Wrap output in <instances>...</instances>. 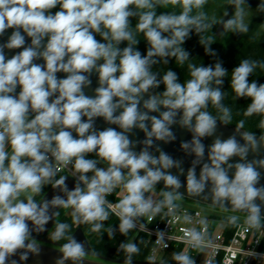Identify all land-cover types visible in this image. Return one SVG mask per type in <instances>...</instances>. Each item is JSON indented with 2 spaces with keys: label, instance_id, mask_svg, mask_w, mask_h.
Wrapping results in <instances>:
<instances>
[{
  "label": "clouds",
  "instance_id": "clouds-1",
  "mask_svg": "<svg viewBox=\"0 0 264 264\" xmlns=\"http://www.w3.org/2000/svg\"><path fill=\"white\" fill-rule=\"evenodd\" d=\"M207 4L0 0V37L12 30L0 43V264H27L39 256L41 243L33 234L44 232L53 242L64 241L55 264H85L100 253L76 239L74 226L114 238L117 231L127 236L138 225L144 229L157 216L190 225L180 229L185 247L171 260L197 264L190 249L201 253L213 241L206 218L179 214L185 194L230 212L228 224L243 219L245 231L264 229V83L250 80L264 73V59H241L229 72L220 60L205 65L185 48L195 34L204 52L216 57L212 29L220 25L224 34H249L252 7L247 0H227L231 15L225 9L218 17L208 14ZM258 13H264V0L256 5ZM6 49L20 51L9 58ZM170 61L186 71L183 80L172 67H161ZM93 74L98 86L89 96L85 89ZM225 78L234 100L249 101L239 112L224 103ZM236 114L243 118L233 134L217 135ZM253 117L259 118L258 133L246 129ZM97 118L116 127L98 130ZM174 126L191 134L180 144L194 157L186 175L183 160L157 143L174 142ZM135 130L143 139L131 138ZM205 138H212L210 146ZM49 185L55 190L51 199L37 200ZM61 209L70 210L71 223L59 218ZM112 215L118 227L105 225ZM50 222L52 230L46 227ZM141 243H120L123 264H134ZM155 243L168 247L165 232L156 231ZM252 255L264 262V252Z\"/></svg>",
  "mask_w": 264,
  "mask_h": 264
},
{
  "label": "trees",
  "instance_id": "trees-1",
  "mask_svg": "<svg viewBox=\"0 0 264 264\" xmlns=\"http://www.w3.org/2000/svg\"><path fill=\"white\" fill-rule=\"evenodd\" d=\"M225 4V9H229L230 7L227 4V0H208V4L206 5V11L211 16L213 15L212 9L217 8L218 4ZM222 4V5H223ZM224 6V5H223ZM223 16V14L221 15ZM219 17V16H218ZM135 23V21H133ZM261 18L254 17L252 18V30L247 35H238V34H222L217 36L215 31L218 27L215 26L212 29V33L215 35V42L211 45L212 49L217 53L216 57H210L204 52V47L199 43V37L195 34L191 35V38L186 41L185 48L192 54L194 58L198 61H203L205 65L212 63L214 64L215 61L218 59L223 63V66L231 72L232 68L238 66L239 61L244 58H253V59H264V28L260 27ZM99 39V37H97ZM123 46V45H122ZM139 49L142 53L146 52V42L141 41L139 45ZM162 68L166 69L172 67L174 70H177L180 74L181 80L185 78L186 71L182 69H178L175 67L173 61H170L169 65H162ZM261 76L257 77H250L251 79H258L259 83H264V73H259ZM224 89L229 92V95L225 98L224 103L233 107L234 112H239V110L246 107L247 101L246 99H233V95L230 90V78H225ZM163 86H161V90ZM242 114H236L234 116L233 123L231 125L235 126L237 120L242 119ZM258 117L248 118L246 123V129L251 128L253 131L259 132V130L255 127L256 123L258 122ZM51 186H46L44 189V193L48 191ZM42 193L41 195H43ZM41 196H37L36 199L38 200ZM70 210H65L64 213L61 215L60 219L62 221L67 220L71 223L70 215L67 214ZM109 224L118 227V219L113 215L109 221L105 222V225L108 226ZM79 227H82L86 231L88 230V225H78L74 226L73 233ZM88 232V231H87ZM93 236L98 234L89 233ZM132 239L136 242L143 241L140 244V255L145 257L149 254L150 245L145 244L146 237L144 234L134 235L133 233H129L127 236L121 235L118 231L116 232L114 238H109L107 233H103V239L100 238L97 240L95 246L98 249L108 250L110 248H119L121 242L125 240Z\"/></svg>",
  "mask_w": 264,
  "mask_h": 264
},
{
  "label": "built area",
  "instance_id": "built-area-1",
  "mask_svg": "<svg viewBox=\"0 0 264 264\" xmlns=\"http://www.w3.org/2000/svg\"><path fill=\"white\" fill-rule=\"evenodd\" d=\"M64 174H68L67 170L64 171ZM112 202L115 203V201ZM185 211L192 215L194 220L204 217L208 221L207 230L212 238L213 246L205 249L208 250V255L204 264H264L252 255L253 252H264V229L245 231L243 219L238 225H231L226 222L227 216L216 212L207 214L199 207L182 203L179 214ZM196 213H199L200 216L197 217ZM189 226L180 222H173L171 217L162 219L157 216L151 223L145 221L144 229H140L138 225L135 231L144 234L146 243L150 245L149 254L154 256L160 251L166 253L183 249L185 244L178 239L183 235L180 229ZM158 229L165 232L167 248L158 246L155 243ZM190 253L199 264L202 252L197 253L190 249Z\"/></svg>",
  "mask_w": 264,
  "mask_h": 264
},
{
  "label": "water",
  "instance_id": "water-1",
  "mask_svg": "<svg viewBox=\"0 0 264 264\" xmlns=\"http://www.w3.org/2000/svg\"><path fill=\"white\" fill-rule=\"evenodd\" d=\"M247 2L249 4L252 5H257L259 3V0H247ZM231 7L229 8L228 12L229 15H231ZM227 17H225L226 19ZM11 29L7 30L6 34L4 37H0V43L6 42L8 35L11 34ZM216 35L220 36L222 34V26H218L217 30H216ZM27 42L30 43V38H27ZM20 51V49L17 50H5L6 55L10 58L11 55L15 54V52ZM36 63H43L42 60L36 61ZM66 74L64 73H58L57 76L60 78H63ZM92 85L90 88L85 89V93L89 96L94 95V89L98 86V78L96 74H93L92 77ZM17 91H19V88L17 89ZM86 119V118H85ZM96 127L98 130H103L105 127H116L115 125H107L102 118H97L96 119ZM119 130V129H117ZM173 131L176 133L177 139L174 142L171 143H163V142H157L158 144H160V146L162 147V149L167 152L168 154H170L174 159H181L183 160V167L185 168V175H186V170L187 168L190 166L191 160L194 158L193 156H188L186 155L183 150L180 148V144L182 141H188L191 139V134L189 132H187L184 129L179 128L178 126H174L173 127ZM235 131V126L234 125H220L218 127L217 130V135H221L223 139L228 138L230 135L233 134V132ZM75 135V133H74ZM144 134L142 132H140L139 130H135V135L132 136V139H143ZM239 139V137H237ZM206 146H210L212 143V138H205L204 141ZM242 142V141H241ZM139 150V148H137V151ZM158 155V153H156ZM261 156H264V151L261 152ZM252 156L250 155L249 159H251ZM234 159H238V158H234ZM173 172H175L176 170L173 169ZM199 173V167H197V174ZM185 179L184 176H181V180L183 181ZM69 188L71 189L72 187H74V180L72 178H69V180L67 181ZM262 183H264V181H262ZM181 192H184L185 189H180ZM55 193V190H53L51 187L48 189V191L44 194L43 198L45 199H51L52 195ZM184 199L186 200H191V201H195L198 203H202L208 206H211V201H204L202 199L199 198H194L191 197L187 194H185ZM54 222H50L46 227L47 229H51L53 226ZM48 232H44V233H40V234H47ZM74 235L76 237V239L80 242L85 243L86 247H90L91 245L89 244L85 231L82 227H79L75 230ZM123 261V260H122ZM137 263H141V264H162L161 262H156V261H134Z\"/></svg>",
  "mask_w": 264,
  "mask_h": 264
},
{
  "label": "flooded vegetation",
  "instance_id": "flooded-vegetation-1",
  "mask_svg": "<svg viewBox=\"0 0 264 264\" xmlns=\"http://www.w3.org/2000/svg\"><path fill=\"white\" fill-rule=\"evenodd\" d=\"M44 194L41 195V197L38 200L43 198ZM64 211L65 210L63 209L60 210V217L64 213ZM52 228L50 230H52ZM84 231L87 240L91 245V248L96 249L100 253L99 257H90L89 259H87L85 261V264H123L122 260L124 259V254L120 250V248L115 247V248H110L108 250L98 249L95 246V244L99 239V235L93 236L91 234H88V232L85 229ZM33 235L41 243V253L39 256H34V255L30 256V259L27 262V264H55L56 259H58L62 255V253L58 251V247L64 241L53 242L50 236L48 235V233L47 234L34 233ZM172 253L173 252L170 251L164 253L162 259H155L154 256H151L150 254L146 255L145 257L139 254V256L134 258V261H156V262H161L162 264H175V262L171 260ZM68 264H70V262H68ZM134 264H141V263L134 262Z\"/></svg>",
  "mask_w": 264,
  "mask_h": 264
},
{
  "label": "rangeland",
  "instance_id": "rangeland-1",
  "mask_svg": "<svg viewBox=\"0 0 264 264\" xmlns=\"http://www.w3.org/2000/svg\"><path fill=\"white\" fill-rule=\"evenodd\" d=\"M222 4H218L217 8L212 9L213 14H215L216 16H221L224 13V8H225L226 5L223 4L224 5L223 6ZM250 5H251L252 11H253L252 18H254V17H260L261 18V24H262V22H264V13H258V14H256V5H252V4H250ZM261 24H260V27L263 29L264 27H262ZM109 199L112 200V201H115L116 200V198H115L114 195L111 196V197H109ZM183 204L199 207L200 209H202L207 214L208 213H211V212H216V213L221 214V215H224V216H228V215L231 214L230 212H223L219 208H214L212 206H208V205H205V204H202V203H198V202H195V201H191V200L184 199L183 200ZM112 217H113V215L110 216V218H112ZM131 233H133L134 235L141 234L140 232L135 231V230L132 231ZM145 244H146V242H145ZM163 254H164V252L163 251H160L158 254L154 255V258L155 259H162ZM207 255H208V250H205V251H203L201 253V257H200V263L201 264H204L205 263V260H206Z\"/></svg>",
  "mask_w": 264,
  "mask_h": 264
}]
</instances>
